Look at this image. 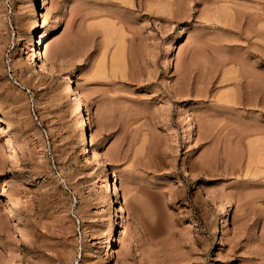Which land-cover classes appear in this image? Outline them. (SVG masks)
<instances>
[{
  "label": "rangeland",
  "instance_id": "1",
  "mask_svg": "<svg viewBox=\"0 0 264 264\" xmlns=\"http://www.w3.org/2000/svg\"><path fill=\"white\" fill-rule=\"evenodd\" d=\"M129 1L0 0V264H264V0Z\"/></svg>",
  "mask_w": 264,
  "mask_h": 264
},
{
  "label": "bare ground",
  "instance_id": "2",
  "mask_svg": "<svg viewBox=\"0 0 264 264\" xmlns=\"http://www.w3.org/2000/svg\"><path fill=\"white\" fill-rule=\"evenodd\" d=\"M36 3H37V13L35 14V17H34V21H35L34 27L42 28L43 26H45V24H47V15H46L45 9L47 8L49 0H36ZM38 18L39 19L41 18V23H42L41 25H39ZM58 24H59V20L58 18H55L53 23L51 24V29H57ZM50 32L51 31L47 27H45L39 32L36 31L35 36L31 37L29 41L27 58H29L31 62H33V65L35 66V69L37 71H43L47 75L53 78L55 74H54V71L50 68V66L46 64L47 56H46V50H45L48 46V44L46 43V40ZM35 38H38L37 44L39 45V47L36 45ZM57 49H60V48L57 47ZM55 54H57V52ZM56 78L60 83L61 90L65 94V100L67 104L69 105V109L71 110V112H74L76 109L77 103H78V94H77L76 87L72 83L71 75L66 74L65 76H60ZM82 113H83V121L87 120L88 122L90 141H93L95 138L94 130L96 128V120L91 113V108L89 104L84 105V110ZM189 131L190 132L192 131V125L189 126ZM81 154L83 155L84 162H88L90 160V149L87 146L83 147ZM113 185H114V190H115L113 194L116 195V199L118 200V211L120 212V215H119L120 221L118 225L122 227L126 223V217H125L126 200H125L124 195L121 194V191H120L121 189L119 188L116 180H113Z\"/></svg>",
  "mask_w": 264,
  "mask_h": 264
}]
</instances>
